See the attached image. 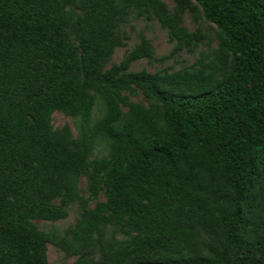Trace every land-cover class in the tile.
<instances>
[{
    "label": "trees",
    "instance_id": "trees-1",
    "mask_svg": "<svg viewBox=\"0 0 264 264\" xmlns=\"http://www.w3.org/2000/svg\"><path fill=\"white\" fill-rule=\"evenodd\" d=\"M172 1L0 0V264H47V244L70 264H264V0ZM193 5L222 37L220 78L129 72L152 58L142 36L106 68L130 14L190 53ZM137 92L148 108L122 96ZM54 112L74 136L52 130ZM97 138L109 151L90 159ZM80 178L103 201L89 208ZM73 205L61 235L32 224ZM108 226L127 239H105Z\"/></svg>",
    "mask_w": 264,
    "mask_h": 264
},
{
    "label": "rangeland",
    "instance_id": "rangeland-1",
    "mask_svg": "<svg viewBox=\"0 0 264 264\" xmlns=\"http://www.w3.org/2000/svg\"><path fill=\"white\" fill-rule=\"evenodd\" d=\"M166 9L171 12L173 9L172 0H159ZM182 27L188 33L198 32L202 39L196 44V47L187 53L184 50L177 54H171L173 44L167 41L166 31L160 27L158 22L151 18L145 19L143 16H136L130 14L127 17L126 23L121 26V31L125 35L123 39V46L114 49L109 63L106 68L111 64H117L123 56L129 52L135 45L140 42L142 36L152 48V58L140 59L130 64L129 72L146 71L149 74L160 72H192L204 67L207 71L214 73L215 77L220 78L222 71L218 65V47L221 43L222 37L216 31L213 25L203 20L200 10L194 5L186 9L182 16ZM126 102L142 105L148 108L149 102L145 100L140 93L130 95L122 93ZM122 112H126V108L121 107ZM103 107L100 102H96L92 109V123L97 122L103 115ZM52 130H59L67 127L71 134L74 136L76 133L75 125L76 120L59 112L51 114L50 122ZM109 151V143L101 138L96 139L90 159L106 157ZM78 188L80 195L87 200L88 207L92 208L95 201H103V197L99 194L96 200L89 198L86 191V180L79 179ZM79 215L77 205H73L66 210V217L56 222L33 221L32 224L43 233H55L61 235L63 230L72 227ZM113 233V238L116 241L126 240L127 237L117 232L114 227L108 226L105 229L104 238L108 239ZM45 258L47 264H70L75 259L74 257L66 258L64 254L55 247L47 244Z\"/></svg>",
    "mask_w": 264,
    "mask_h": 264
}]
</instances>
